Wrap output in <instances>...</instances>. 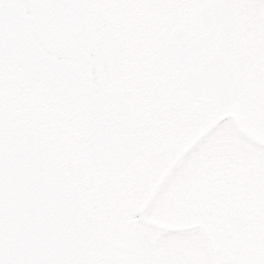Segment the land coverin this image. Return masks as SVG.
Instances as JSON below:
<instances>
[{"label":"flooded vegetation","instance_id":"1","mask_svg":"<svg viewBox=\"0 0 264 264\" xmlns=\"http://www.w3.org/2000/svg\"><path fill=\"white\" fill-rule=\"evenodd\" d=\"M96 6L138 139L127 161H85L93 264H264V0Z\"/></svg>","mask_w":264,"mask_h":264},{"label":"water","instance_id":"2","mask_svg":"<svg viewBox=\"0 0 264 264\" xmlns=\"http://www.w3.org/2000/svg\"><path fill=\"white\" fill-rule=\"evenodd\" d=\"M46 0L42 1V6H43V14L45 17L43 18L42 22V27L45 28L47 27H53L54 29H59L61 24V12L65 11V14L69 15L68 18L66 19L64 25L62 26L61 31H59V38L62 35V33L65 34L66 39H69L68 35L71 33L75 32L77 35L76 43L74 44L71 40L72 47L76 45L75 52L76 53H83V48L86 47L83 43H80V35L82 34L83 30H88L90 32H87L84 38H89V35L91 39H86L88 40V46H94L95 50L91 49H86L85 48V54L86 57L92 59V65H96V73L97 75L95 77V83L96 85H93L90 87L89 91H86L85 93L87 94L86 99L89 100V111L92 114L91 119H102L100 114L103 113V108L106 107V101L104 97L100 93V89L105 85L107 80L110 78L112 71L115 70V68L118 65V60L114 59V32L111 29V24L108 18L98 12L93 11L90 8V0H49V2L45 3ZM50 7V8H49ZM72 7V8H71ZM50 19L52 21L53 25L49 22H47ZM70 25L67 30H63V27L65 25ZM58 27V28H57ZM93 30V31H91ZM93 32L94 34H90ZM84 35V34H83ZM82 37V36H81ZM59 38L57 40H54V42L59 41ZM78 46V47H77ZM75 48V47H74ZM82 50V51H81ZM95 52H99L97 56H95ZM91 92V96H89V93ZM81 99H85V97H82ZM2 108V107H0ZM3 109V108H2ZM4 110V109H3ZM5 111V110H4ZM6 112V111H5ZM8 115L9 113L6 112ZM94 115V116H93ZM10 116V115H9ZM17 122V121H16ZM25 129V128H24ZM27 132H29L33 138H30V142L39 141L40 146H41V152L45 153L47 156V162L51 163L50 165L46 166V168L49 169V172H53L51 176H54L56 178L62 177L64 183L66 184L67 188L65 190L63 184L60 185L59 190L62 191H67L68 189H71L74 191L75 196H74V201H75V206L77 207L78 211L80 214H82V219L84 225L87 226L88 224V218L86 216V213L82 209L81 205V199H80V194L74 185L73 181L71 180L70 176L68 175L67 171L65 170L64 167L61 166V164L58 162L56 156L54 155L53 151L50 149V147L45 144L44 142H41L35 135H33L30 131L25 129ZM35 139V140H34ZM122 143V148L126 149L125 143L122 141H118L117 145ZM35 148H30L27 151L23 152H29V151H34ZM121 151V150H120ZM121 156L119 153L117 155H111L108 157V162L112 161H117L121 159ZM102 157L98 156V159L103 160ZM5 172L1 174L2 177H5ZM58 181V180H54ZM43 187L46 189H49V185L44 183ZM48 191V190H46ZM57 195V194H53ZM65 195V194H64ZM1 196H0V209L1 210H7L9 213H15L17 210L15 208H12L11 205L13 202L7 203L6 206H2L1 203ZM5 219V218H3ZM87 238V228H86V233L85 236ZM84 264H89L88 260V247L85 252V262Z\"/></svg>","mask_w":264,"mask_h":264},{"label":"rangeland","instance_id":"3","mask_svg":"<svg viewBox=\"0 0 264 264\" xmlns=\"http://www.w3.org/2000/svg\"><path fill=\"white\" fill-rule=\"evenodd\" d=\"M13 73L8 68L0 70V91L1 95L6 99V102L12 104L18 112H21L24 116L30 117V109L33 108L31 103H28V98L25 96L23 88H20L19 84L15 80H12ZM27 102V103H26ZM40 116L44 114L40 109ZM47 131L48 135L57 141L67 142L70 138L71 121L69 119L61 120V117L55 118L50 116L47 119ZM47 137V136H46ZM61 142V141H60ZM64 146L66 144L61 143ZM74 170V173L78 175L79 168L76 167L75 163L69 162Z\"/></svg>","mask_w":264,"mask_h":264}]
</instances>
